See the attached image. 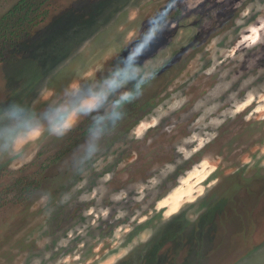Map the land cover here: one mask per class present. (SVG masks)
<instances>
[{
    "label": "rangeland",
    "instance_id": "374dc122",
    "mask_svg": "<svg viewBox=\"0 0 264 264\" xmlns=\"http://www.w3.org/2000/svg\"><path fill=\"white\" fill-rule=\"evenodd\" d=\"M138 46L122 120L31 131ZM37 261L264 264V0H0V264Z\"/></svg>",
    "mask_w": 264,
    "mask_h": 264
},
{
    "label": "clouds",
    "instance_id": "9594fccd",
    "mask_svg": "<svg viewBox=\"0 0 264 264\" xmlns=\"http://www.w3.org/2000/svg\"><path fill=\"white\" fill-rule=\"evenodd\" d=\"M145 31L141 30L140 35L143 36ZM142 50V46H138L122 61L125 67L110 71L106 77L100 80V88L98 91L92 92L86 98L80 99L78 103L60 105L45 112L44 118L47 121L46 129L44 125H38L33 127L31 131H40L43 134L46 130L56 138H63L78 125L81 117L88 116L99 110L108 100L109 96L117 92H119V95L112 102L113 111L108 118L113 125L122 120L124 112L120 111V109L142 95L144 85L149 83L153 77V73L150 71L140 75L141 70L137 67V64ZM129 84H132L131 90L119 91L120 89H125ZM81 87L82 84H77L75 88L69 85L64 90V94L74 96L79 93ZM104 119L105 117L103 116L95 118L94 126L89 129L91 140L87 146V159H91L97 152V147L93 141L98 139L104 130L100 127ZM37 139L39 138L37 137ZM74 191L75 189H70L67 193L62 194L61 203L67 202ZM47 199V197H41L40 203L44 204ZM172 211L175 212L177 209L174 208ZM45 214L49 215L48 213ZM35 264H39V262L37 261Z\"/></svg>",
    "mask_w": 264,
    "mask_h": 264
},
{
    "label": "trees",
    "instance_id": "16d2710c",
    "mask_svg": "<svg viewBox=\"0 0 264 264\" xmlns=\"http://www.w3.org/2000/svg\"><path fill=\"white\" fill-rule=\"evenodd\" d=\"M70 141V140H69Z\"/></svg>",
    "mask_w": 264,
    "mask_h": 264
}]
</instances>
